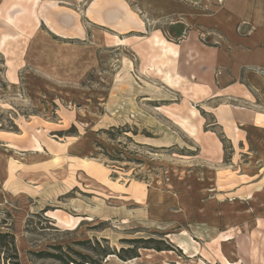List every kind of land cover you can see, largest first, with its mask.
Instances as JSON below:
<instances>
[{
  "label": "rangeland",
  "instance_id": "1",
  "mask_svg": "<svg viewBox=\"0 0 264 264\" xmlns=\"http://www.w3.org/2000/svg\"><path fill=\"white\" fill-rule=\"evenodd\" d=\"M89 1L58 0L61 7L38 12L33 0H0L1 156L23 161L25 152L10 149L14 146L9 142L43 140L49 152L44 156L59 157L60 176L67 171V162L71 172L70 164L78 162L87 173L76 174L79 187L48 202L25 195L0 198V233L13 235L18 258H13L6 237L0 243V264H201L195 250L179 249L180 236L203 247L204 260L264 264V232L258 229L262 215L255 210L264 208V202L238 198L246 194L241 190L249 193L257 185L264 169L260 160L264 127L259 133L225 136L191 101L180 104L184 96L169 92L154 75L137 71L141 67L137 57L152 46L146 36L159 31L147 26L142 29L146 36L135 33L131 44L116 41L117 32L85 18L83 9ZM35 12L39 25L34 24ZM70 22L87 27L86 35L51 31L65 34V23ZM142 66L147 68L148 63ZM7 134L24 137L12 139ZM34 150L42 151L40 145ZM222 165L237 171L223 173ZM93 174L104 185L90 183ZM253 175L245 184L243 180ZM134 184L148 190L154 221H134V213L126 209L130 199L121 191ZM227 184L235 187L219 191ZM222 198V206L227 205L232 215L227 221L233 237L227 248L231 263L224 260L226 241L222 254L218 246L222 235L216 234L217 228L220 234L225 230V222L209 234L205 217L207 208ZM136 238H152L149 247L168 245L174 254L146 258L144 253L153 248H138L142 242L133 244V251H120L133 248L123 239ZM108 251L123 258L114 255L106 260ZM134 251L139 256L128 259Z\"/></svg>",
  "mask_w": 264,
  "mask_h": 264
},
{
  "label": "crops",
  "instance_id": "2",
  "mask_svg": "<svg viewBox=\"0 0 264 264\" xmlns=\"http://www.w3.org/2000/svg\"><path fill=\"white\" fill-rule=\"evenodd\" d=\"M33 2L38 12L44 11L47 6L61 7L58 0ZM39 7L42 9L39 10ZM83 10L89 22L117 32L119 38L115 35L114 39L123 43H130L131 38H137L138 34L144 35L142 29L147 26L152 28L153 25L154 32L159 33L154 36L150 34L148 37L144 35L152 46L147 47L145 53L137 55L136 63L141 66L137 71L142 76L148 73L154 75L169 92L184 96V99L180 97V104L185 102L188 104L191 101L199 113L210 115L217 129H221L225 136L232 134L240 137V134L248 132L259 133L264 127V0H129L128 4L126 0H92ZM72 11L78 14L77 11ZM34 16V24L39 25L41 19L37 12ZM156 22L161 23L162 27H157ZM73 23H65L68 25V32L65 34L59 30L51 31L60 36L80 38L86 35L87 27ZM18 27L21 30V27ZM150 52H152L150 57H144ZM128 61L133 63L132 60ZM145 61L148 63L147 68L142 66ZM205 133L213 135L211 131ZM11 137L17 139L24 136ZM9 143L14 146L9 147L10 149L25 152L23 155L25 158L23 161H11L8 157L3 158L0 153V198L6 195L18 198L25 195L38 202L43 201L42 198L45 197L48 202L49 199L62 196L79 187L77 173H83L85 177L87 175L78 162L70 164L73 170L71 172L67 162V171L60 176L56 170L59 157L55 156L57 158L55 160L53 156L47 158L44 156L45 152H48L47 141L17 139L16 143ZM37 145H40L42 153L34 150ZM242 145L244 146V143ZM260 160L264 162L263 159ZM213 161L211 162L214 164L219 163V160ZM221 170L226 174L237 171H233L231 166L224 165L220 167ZM258 174L260 179L257 185L253 186L249 193L246 188L241 190L246 194L238 196L240 200L246 201L255 197L264 202V169ZM89 177L90 183L104 185L99 175L93 174ZM253 177L256 176H251L250 180L244 179V183L249 184ZM233 187L235 184H227L219 191ZM122 189V197L130 199L126 209L134 213V221L148 222L157 219L150 213L148 190H144L140 184L125 186ZM224 200L222 198L214 201V205L205 211V217H208L210 223L209 234H213L219 222H225L223 223L225 230L220 234L217 228L216 234L222 235L218 242L222 254L223 241H226L224 260L231 263L232 255L227 248L230 247V240L233 237L227 229L230 227V222L227 221L232 215L227 205L222 206ZM262 209L255 210L263 216ZM137 213L141 217H137ZM200 214L198 211V216H201ZM222 216L226 217L225 220L221 218ZM262 216L258 219L260 222L258 229L261 233L264 232ZM180 237L182 241L179 249H183V253L195 250L201 264H221L219 260L218 262L210 261L208 258L204 260L202 257L204 253L200 251L203 247L199 249L197 245H192L186 236ZM195 255L186 254L189 258Z\"/></svg>",
  "mask_w": 264,
  "mask_h": 264
},
{
  "label": "trees",
  "instance_id": "3",
  "mask_svg": "<svg viewBox=\"0 0 264 264\" xmlns=\"http://www.w3.org/2000/svg\"><path fill=\"white\" fill-rule=\"evenodd\" d=\"M6 237H9L8 244L11 245V250L13 251V258L18 259L17 258L16 247H15V244H14V237H13L12 234H10L8 232H6V233H0V243H3V240ZM123 240L125 242L129 243L131 246H133V248H127V249L122 248V249H120L121 252L124 251V250H128V249H129V251H133L134 245H135L136 242H142V243H144V245L138 246V248H144V249H151V248H153L154 250H156L158 252L159 251L172 250V248L170 246H168V245H165V247H160V246H156V247H152L151 246V247H149L147 244L152 241V238L151 239L136 238V239H123ZM0 249H1V244H0ZM108 254L117 255L121 259L123 258L122 255H120L118 252H115V251L114 252L108 251V252H105L104 253V255L107 256V257H108ZM138 256H139V254L136 251H134V252H132V255L130 257H128V259L129 258L134 259V258H137ZM71 262H73V261L71 260ZM90 263L91 264H97L96 262H94V263L93 262H90ZM14 264H19V262L18 261L16 263L14 262Z\"/></svg>",
  "mask_w": 264,
  "mask_h": 264
},
{
  "label": "bare ground",
  "instance_id": "4",
  "mask_svg": "<svg viewBox=\"0 0 264 264\" xmlns=\"http://www.w3.org/2000/svg\"><path fill=\"white\" fill-rule=\"evenodd\" d=\"M144 250H146V249H144ZM148 252H145L144 253V257H146V258H151V257H153V256H156V255H164V254H171V251L170 250H166V251H154L153 249H151V250H147ZM114 255H112V254H108V257L106 258V260H108V259H111L112 257H113ZM115 257V256H114ZM116 258V257H115ZM122 262V261H121ZM123 263V262H122ZM86 264H88V263H86Z\"/></svg>",
  "mask_w": 264,
  "mask_h": 264
}]
</instances>
